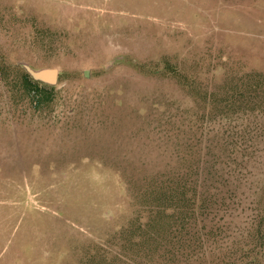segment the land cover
I'll list each match as a JSON object with an SVG mask.
<instances>
[{"label":"rangeland","instance_id":"1","mask_svg":"<svg viewBox=\"0 0 264 264\" xmlns=\"http://www.w3.org/2000/svg\"><path fill=\"white\" fill-rule=\"evenodd\" d=\"M46 70L54 84L36 82L52 89L49 105L14 106L19 73ZM261 72L264 0H0V264L170 262L121 251L154 203L145 183L264 124L237 101ZM255 148L218 178L237 185L229 208L192 221L210 253L191 264H264Z\"/></svg>","mask_w":264,"mask_h":264},{"label":"trees","instance_id":"2","mask_svg":"<svg viewBox=\"0 0 264 264\" xmlns=\"http://www.w3.org/2000/svg\"><path fill=\"white\" fill-rule=\"evenodd\" d=\"M247 77L251 83H246L237 101L244 103L246 108H252L249 112L260 113V122H264V72L250 74ZM4 78L0 74V81L7 80V76ZM15 82L16 90L12 101L14 106L27 102L31 110L40 112L52 101V89L36 82L28 74L19 73ZM256 127H253L251 135L250 129L244 128L242 131L237 129L229 137V142L225 137L224 139L217 137V141H211L206 148L209 160L198 159L195 164L186 165L180 170L169 169L156 173L152 181L145 183L143 195L154 203L142 211L145 219L135 228L138 242H130L129 239L123 238L120 240L121 251L125 252L127 260H171L167 264L173 263L174 260H179L182 264H191L189 260H207L206 256L210 252L203 247L205 244L203 240L192 234L190 230L193 229L192 221L200 218L199 221L205 223L206 217L216 207L229 208L226 201L236 195L237 185L228 183L229 181L220 182L218 178L221 180L223 177L231 178L238 169L232 168L236 166L233 164L237 159L249 158L258 152L255 147L259 142L264 143V124ZM187 149L190 150V146ZM221 157L230 163L227 167L222 165L225 163L221 161ZM187 158H190L189 154L186 158L182 157L181 162L185 164ZM225 168H229L228 171ZM142 212L139 211L138 214L141 215ZM143 215L139 217L142 219ZM258 217L260 220L253 223L255 230H259L264 220V210L260 211ZM177 221L181 227L176 226ZM126 232L127 227L123 228L121 234L124 235ZM162 235L168 236L169 239L161 242L159 238ZM195 239L198 242L196 246L193 244ZM160 247L164 248L163 252ZM157 252L159 253L156 254ZM254 258L252 256L251 259L255 260Z\"/></svg>","mask_w":264,"mask_h":264},{"label":"water","instance_id":"3","mask_svg":"<svg viewBox=\"0 0 264 264\" xmlns=\"http://www.w3.org/2000/svg\"><path fill=\"white\" fill-rule=\"evenodd\" d=\"M29 75L35 81L39 82H47L50 84H54L56 79V72L52 70H46L39 73H32L30 72Z\"/></svg>","mask_w":264,"mask_h":264}]
</instances>
